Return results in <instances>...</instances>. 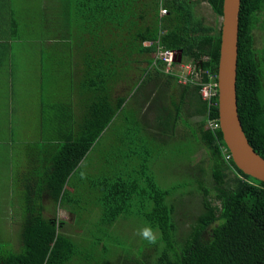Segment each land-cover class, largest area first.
<instances>
[{
	"label": "trees",
	"instance_id": "16d2710c",
	"mask_svg": "<svg viewBox=\"0 0 264 264\" xmlns=\"http://www.w3.org/2000/svg\"><path fill=\"white\" fill-rule=\"evenodd\" d=\"M64 1L69 28L85 39L92 116L86 130L61 131L59 147L30 161L43 168L28 175L39 188L29 192L19 247L0 239V264H109L115 250L121 256L117 223L132 219L158 229V240H143L124 264H264V181L227 159L220 127L208 125L219 119L218 94L210 101L200 91L217 76L221 28L199 8L206 1L221 17L224 0ZM262 10L264 0H241L237 96L245 133L264 157V48L257 52L254 35ZM160 49L200 63V79L181 82ZM120 83L124 95L112 100ZM199 149L204 157L194 161ZM164 156H182L191 178L161 184ZM43 201L53 203L49 216ZM57 208L75 215L72 230Z\"/></svg>",
	"mask_w": 264,
	"mask_h": 264
},
{
	"label": "crops",
	"instance_id": "0c3cea01",
	"mask_svg": "<svg viewBox=\"0 0 264 264\" xmlns=\"http://www.w3.org/2000/svg\"><path fill=\"white\" fill-rule=\"evenodd\" d=\"M70 15L64 0H0V147H6L4 154L0 151V226L9 219V234L12 229L16 233L11 241L18 240L19 226L21 240L29 203L22 197L39 188L37 183L29 185L30 161L39 158L45 146L59 147L61 131L86 130L92 116L87 106L91 90L84 87L89 70L85 39L77 28H69ZM175 52L178 63L171 66L192 62ZM112 95V100L124 95L122 83ZM40 169L37 160L31 171ZM42 203L45 213L54 209L53 203Z\"/></svg>",
	"mask_w": 264,
	"mask_h": 264
},
{
	"label": "water",
	"instance_id": "95a60500",
	"mask_svg": "<svg viewBox=\"0 0 264 264\" xmlns=\"http://www.w3.org/2000/svg\"><path fill=\"white\" fill-rule=\"evenodd\" d=\"M240 9L241 0L223 1L221 46L217 73L220 129L236 165L244 173L264 181V157L250 143L238 109ZM180 56H182V51H180Z\"/></svg>",
	"mask_w": 264,
	"mask_h": 264
},
{
	"label": "rangeland",
	"instance_id": "374dc122",
	"mask_svg": "<svg viewBox=\"0 0 264 264\" xmlns=\"http://www.w3.org/2000/svg\"><path fill=\"white\" fill-rule=\"evenodd\" d=\"M200 11L206 15L208 22L214 24L215 26H219L221 28V24H222V18L217 16L214 11L212 10V8L209 6L208 2L204 1L201 5V8H199ZM264 13L263 10L261 11L260 15H259V21L257 22V28L254 29V35H255V49L257 50V52L260 54V52L262 51V49L264 48ZM186 60V59H185ZM175 62V60L173 61V63ZM197 65V64H195ZM166 69H171L172 71H175L177 73H180V66H170L168 63H166L165 65ZM183 74H185L184 70H183ZM199 79V75H196V80ZM183 82V79H182ZM183 132L182 126H180L179 128V132H177V136L175 137V139H180L182 140L183 138H181V135ZM174 143V142H173ZM175 144V143H174ZM6 149V147H0V151L4 154V150ZM200 151L197 152L195 154V160L194 161H201L202 158L204 157V150L199 149ZM102 151V148L100 149V152ZM0 156H3L2 154H0ZM90 157V156H89ZM182 156H175L173 158H171L172 160L170 162L166 161V157L164 156L162 161L159 163L158 167L160 169V172L158 175V179L159 182L162 184H169V183H175L178 182V180H182L183 178L185 179H189L191 178V174L189 173L190 171V166L186 165V167H181L180 165H178L179 162H181V158ZM175 160H176V165H175ZM105 161V160H104ZM197 162H192L190 163L192 165V167L194 165H196ZM88 164V163H87ZM85 164V165H87ZM161 168L164 170V173H162ZM87 172V173H86ZM91 174V168L88 166L87 170H83V177H88ZM209 181L211 180L210 177ZM29 193L26 196H23L22 199H27L28 198ZM190 197L192 200V203H197L198 199L195 197H191L190 195H186L184 197ZM191 203V205H192ZM22 205H26V203H23ZM17 212H24V209H16ZM12 213H14V209L12 210ZM52 211H47L46 215H51ZM57 215L58 218L60 220H64L66 221V230L70 231L72 230V226L74 223V218L75 215L72 214L71 212H69L68 210L64 209V208H58L57 209ZM184 218V217H183ZM6 224H4V226H0V239H2L3 241H7V242H13L14 245L16 247H19V239H20V226L19 229L17 231V235L15 236L16 239H18L17 241L13 240L11 241V235L12 232L15 233V229H12V232L10 230V234L8 231V227H6L9 222V219L3 220ZM1 222V220H0ZM117 231H116V236H118L121 239V256H119L116 253V250L114 252L113 255H111L110 259L108 257L107 261L109 262V264H124V262L122 261V257L125 259V257L127 258V260L129 261L130 258L132 256H137L138 255V247L142 246V242L144 239H142L139 235H137V232L139 229L146 227L145 225H143V223L139 220H133L132 222H128V221H124L121 222L119 221L117 223ZM6 234V235H5ZM9 234V235H7ZM16 234V233H15ZM115 236V237H116ZM137 249V250H136ZM136 250V251H135ZM135 251V252H133Z\"/></svg>",
	"mask_w": 264,
	"mask_h": 264
},
{
	"label": "built area",
	"instance_id": "2783aa9c",
	"mask_svg": "<svg viewBox=\"0 0 264 264\" xmlns=\"http://www.w3.org/2000/svg\"><path fill=\"white\" fill-rule=\"evenodd\" d=\"M166 8H161V13L165 14L167 13ZM157 56L161 59H163L166 63H168L170 66L173 65V61H176V64L178 63L176 59L177 58V53L175 51L171 50H163L160 49L159 52L157 53ZM181 66V72L178 73L179 75V80L182 82L186 83L189 80L196 81V75H199L203 72L202 68H198V65H195L196 63L193 62H188V63H183L180 62ZM183 70L185 74H183ZM167 71H171V69H167ZM214 74H209V81L205 82L201 86V93L204 98L209 99L211 101L212 98H214L218 94V81L216 82V78ZM218 80V78H217ZM208 125L212 128H218L220 127V121L218 120H210L208 122ZM232 156L231 154H227L226 157L227 159Z\"/></svg>",
	"mask_w": 264,
	"mask_h": 264
},
{
	"label": "clouds",
	"instance_id": "9594fccd",
	"mask_svg": "<svg viewBox=\"0 0 264 264\" xmlns=\"http://www.w3.org/2000/svg\"><path fill=\"white\" fill-rule=\"evenodd\" d=\"M198 68H202V67L198 65ZM200 77H201V74H200ZM82 176H83V173H82ZM157 233H158V229L154 230L152 227H144L138 230L137 235H139L142 239L147 240L150 244H155L158 240Z\"/></svg>",
	"mask_w": 264,
	"mask_h": 264
},
{
	"label": "flooded vegetation",
	"instance_id": "af4514ba",
	"mask_svg": "<svg viewBox=\"0 0 264 264\" xmlns=\"http://www.w3.org/2000/svg\"><path fill=\"white\" fill-rule=\"evenodd\" d=\"M197 65H200V63L197 62Z\"/></svg>",
	"mask_w": 264,
	"mask_h": 264
}]
</instances>
